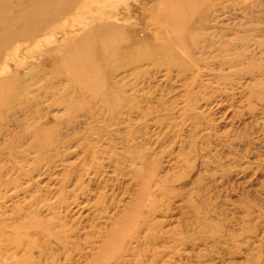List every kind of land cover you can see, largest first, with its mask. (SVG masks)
<instances>
[{
	"label": "rangeland",
	"instance_id": "374dc122",
	"mask_svg": "<svg viewBox=\"0 0 264 264\" xmlns=\"http://www.w3.org/2000/svg\"><path fill=\"white\" fill-rule=\"evenodd\" d=\"M0 264H264V0H0Z\"/></svg>",
	"mask_w": 264,
	"mask_h": 264
},
{
	"label": "bare ground",
	"instance_id": "6f19581e",
	"mask_svg": "<svg viewBox=\"0 0 264 264\" xmlns=\"http://www.w3.org/2000/svg\"><path fill=\"white\" fill-rule=\"evenodd\" d=\"M89 70H90V69H89ZM89 73L95 75V71H94L93 69H91V70L89 71Z\"/></svg>",
	"mask_w": 264,
	"mask_h": 264
}]
</instances>
